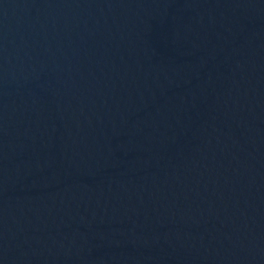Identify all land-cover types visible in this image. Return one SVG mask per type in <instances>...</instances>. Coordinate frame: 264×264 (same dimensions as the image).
I'll list each match as a JSON object with an SVG mask.
<instances>
[{
    "label": "water",
    "instance_id": "95a60500",
    "mask_svg": "<svg viewBox=\"0 0 264 264\" xmlns=\"http://www.w3.org/2000/svg\"><path fill=\"white\" fill-rule=\"evenodd\" d=\"M0 264H264V0H0Z\"/></svg>",
    "mask_w": 264,
    "mask_h": 264
}]
</instances>
